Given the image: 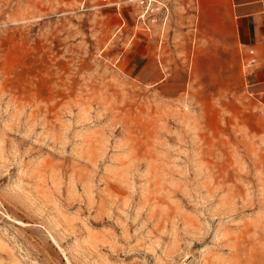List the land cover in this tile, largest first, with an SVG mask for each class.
I'll return each instance as SVG.
<instances>
[{
  "label": "rangeland",
  "instance_id": "374dc122",
  "mask_svg": "<svg viewBox=\"0 0 264 264\" xmlns=\"http://www.w3.org/2000/svg\"><path fill=\"white\" fill-rule=\"evenodd\" d=\"M140 1L0 0V264H264V92Z\"/></svg>",
  "mask_w": 264,
  "mask_h": 264
},
{
  "label": "crops",
  "instance_id": "0c3cea01",
  "mask_svg": "<svg viewBox=\"0 0 264 264\" xmlns=\"http://www.w3.org/2000/svg\"><path fill=\"white\" fill-rule=\"evenodd\" d=\"M170 9L172 40L190 30L182 27L183 21L194 23L191 30L197 32L202 51L220 55L234 50L242 63L252 59L246 66L252 85L264 92V0H174ZM144 46L149 48V40Z\"/></svg>",
  "mask_w": 264,
  "mask_h": 264
},
{
  "label": "built area",
  "instance_id": "2783aa9c",
  "mask_svg": "<svg viewBox=\"0 0 264 264\" xmlns=\"http://www.w3.org/2000/svg\"><path fill=\"white\" fill-rule=\"evenodd\" d=\"M151 2H152V0H141L140 1V4L148 5V3H149V5H148V8H149ZM144 15L145 14L141 15V17H144ZM250 53H252V51H250ZM251 63H253V60L252 59L250 61H245L244 65L247 66V65H249Z\"/></svg>",
  "mask_w": 264,
  "mask_h": 264
}]
</instances>
